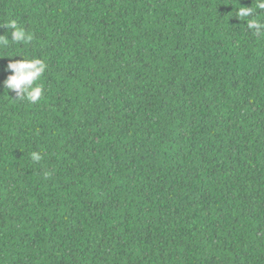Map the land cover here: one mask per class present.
<instances>
[{
	"label": "trees",
	"instance_id": "16d2710c",
	"mask_svg": "<svg viewBox=\"0 0 264 264\" xmlns=\"http://www.w3.org/2000/svg\"><path fill=\"white\" fill-rule=\"evenodd\" d=\"M239 5L0 0V36H32L0 47V264H264V35ZM34 58L31 103L3 82Z\"/></svg>",
	"mask_w": 264,
	"mask_h": 264
},
{
	"label": "clouds",
	"instance_id": "9594fccd",
	"mask_svg": "<svg viewBox=\"0 0 264 264\" xmlns=\"http://www.w3.org/2000/svg\"><path fill=\"white\" fill-rule=\"evenodd\" d=\"M256 9L253 7H242L239 5L237 10L238 17H252L245 20L249 30H254L257 35H264V0H256ZM8 27L11 31V41L7 35L0 36V47L8 45L10 42H30L32 36L28 35L23 28L18 27L15 21H10ZM47 65L41 59L34 58L31 60H20L10 62L7 70L12 74L3 82V87L7 90L14 91L18 99L23 96L31 103L37 102L43 95V88L36 82L42 77ZM33 159H41L38 153H33Z\"/></svg>",
	"mask_w": 264,
	"mask_h": 264
}]
</instances>
